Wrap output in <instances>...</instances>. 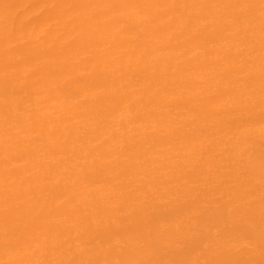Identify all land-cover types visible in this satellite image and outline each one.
<instances>
[{
    "label": "bare ground",
    "instance_id": "6f19581e",
    "mask_svg": "<svg viewBox=\"0 0 264 264\" xmlns=\"http://www.w3.org/2000/svg\"><path fill=\"white\" fill-rule=\"evenodd\" d=\"M0 264H264V0H0Z\"/></svg>",
    "mask_w": 264,
    "mask_h": 264
},
{
    "label": "rangeland",
    "instance_id": "374dc122",
    "mask_svg": "<svg viewBox=\"0 0 264 264\" xmlns=\"http://www.w3.org/2000/svg\"><path fill=\"white\" fill-rule=\"evenodd\" d=\"M128 127V126H127Z\"/></svg>",
    "mask_w": 264,
    "mask_h": 264
}]
</instances>
